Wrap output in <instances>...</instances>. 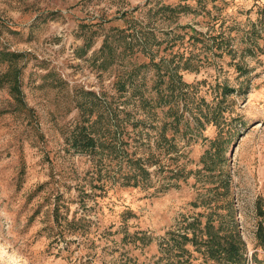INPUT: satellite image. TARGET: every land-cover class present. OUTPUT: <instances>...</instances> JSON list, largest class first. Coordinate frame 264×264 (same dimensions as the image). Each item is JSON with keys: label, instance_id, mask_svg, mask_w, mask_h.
Segmentation results:
<instances>
[{"label": "rangeland", "instance_id": "374dc122", "mask_svg": "<svg viewBox=\"0 0 264 264\" xmlns=\"http://www.w3.org/2000/svg\"><path fill=\"white\" fill-rule=\"evenodd\" d=\"M0 50V264H264V0H0Z\"/></svg>", "mask_w": 264, "mask_h": 264}, {"label": "trees", "instance_id": "16d2710c", "mask_svg": "<svg viewBox=\"0 0 264 264\" xmlns=\"http://www.w3.org/2000/svg\"><path fill=\"white\" fill-rule=\"evenodd\" d=\"M106 46L105 40L102 41L101 48L99 50L104 49ZM87 47V46H86ZM77 58H80L82 56V52L76 54ZM19 54H14L10 52H4L3 50H0V63L6 62L8 64H12L13 61H15L17 58H19ZM0 86L3 84H6L8 87V93L10 97L12 98L13 102L17 105H22V99H21V93L19 90V85L17 82V76H18V69H15L13 67H9V69L0 75ZM169 103V101L166 102V104ZM183 110L186 108L184 105L182 106ZM171 112V111H169ZM173 122H176V118H173ZM91 124L87 126H77L76 131L69 139L70 147L79 153H96L98 148H103L101 146L102 144L98 143V139L95 136H92V131L90 130ZM260 229L258 232L260 233ZM212 239H209V242H211ZM240 244V242L238 241ZM261 245H264V239L260 242ZM235 244L233 242H229L228 246H225V248H220L221 251L225 253V262L223 264H238L239 261V255L238 251L239 248H234ZM212 247V246H211ZM209 251H211V248H209ZM211 253V252H210ZM218 254H220L218 252ZM223 255V254H222ZM211 257H215L211 256Z\"/></svg>", "mask_w": 264, "mask_h": 264}]
</instances>
